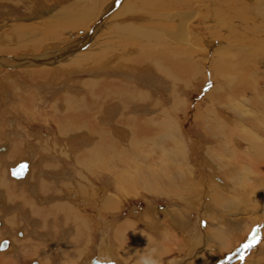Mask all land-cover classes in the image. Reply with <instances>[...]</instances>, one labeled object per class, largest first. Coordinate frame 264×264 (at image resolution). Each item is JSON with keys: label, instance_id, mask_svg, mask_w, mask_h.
<instances>
[{"label": "bare ground", "instance_id": "bare-ground-1", "mask_svg": "<svg viewBox=\"0 0 264 264\" xmlns=\"http://www.w3.org/2000/svg\"><path fill=\"white\" fill-rule=\"evenodd\" d=\"M32 1L31 0L30 1L29 0H0V6L4 4L5 7L6 6H8V7L10 6L13 8L14 7H17V8L18 7H20V8L25 7V9H22V10L24 11V13H27V19L29 18L31 21H32V19H39L41 22H39V20H38V22L41 25V28H39L38 32L35 31L36 33L32 32V30L26 29V28H24L23 30L26 29V30L31 31V33H29V37H34V36H37V34H40V36L43 35V36L47 37L48 39H52V38H64L67 31L75 29L77 27H86V26H88L89 22L93 19L95 22L98 21V19H99V22H101L103 19L102 16H105L106 12L109 13V11L112 10V7L119 5V3L122 0H114L113 3L110 5V7H107V9L103 8V9H101L100 12H97V8L99 6V2H98L99 0H97V2H95L93 0H85V1L81 0L82 3L78 2V3H81L80 4L81 8L78 7L79 9H77V10L75 8H73L74 6L72 7V4L69 5L70 7L66 6V7L59 8V9H57L56 6H53L56 9L55 8L54 9L53 8H47V7H52V6H46V8H41V6H40V8H39L38 7L39 5L35 2L33 3ZM141 1L144 2L143 5L147 4L146 2H148V4H149V2L150 3L154 2L153 0H150V1L149 0H144V1L143 0H127L126 1L125 0L122 3V4L125 3V5L123 7V13L126 10L125 8H132L135 6H140L138 4V2H141ZM83 4H85V5H83ZM158 6H161V7H158L161 9L163 7V13H162L163 14V23H162L163 24V33L165 35H167L168 39L165 40V39L158 38L156 36L155 39L152 37L150 40L151 42H148V44L149 45L152 44V47L159 46L158 48H160V50L159 51L157 50L158 52H153V56H155L157 61L160 58H163L168 64L167 63H163V65L158 64L159 67H157V68L155 67L156 72H158V71L163 72V70L164 71L173 70L175 72L177 71L178 74H182V73L183 74L184 73L190 74L193 71L195 72L196 70H198V68L200 69V67H203V59H199L198 56H196L194 54V52H196L195 50L203 51L205 53V57L206 56H208V57L213 56L211 62L213 64L215 62H216V64L218 63L219 68L222 66H225V68H226V66H228V69H231V67L233 68L235 59L239 57V59L236 61V67L238 69L241 68L239 70H242V74L244 76L247 75V77L245 78V82L243 84L241 82H239L237 84L240 88L242 87L243 89H239V87H237V86H236V88L239 90H236L235 87L230 88V86L233 85V82H231L232 80L230 81V79H228L226 77V73H225V75H224V73H221L219 71H217V73H216L215 70H217V68H218L217 67L214 69V72L212 70L213 76L217 81V83L214 86V89L212 91V95H214V94L219 95L223 99V98L227 97L226 95H228L229 91H231V90H234L235 93L247 90L246 92H248V93L245 97V99L247 101L243 104V109L245 111H247L251 107H258V111H257L258 115L256 117L250 116L248 119L252 120V122L257 124V125H261V123L257 122L256 120H260L259 118L262 116L263 117V123H264V88L259 89V87H258L261 80L264 82V0H163V2H161ZM36 7H38V9H36ZM188 7H192V9H186ZM151 9H153V7ZM95 11H96V13H95ZM103 12H105V13L103 14ZM161 12L162 11H160V13ZM123 13H122V15H123ZM120 14L121 13L115 14V12H114V17L117 15L120 16ZM147 14L149 15L148 17L151 18V21L156 19L155 17L153 18L151 16V13H147ZM100 16H101V18H100ZM160 16L161 15H159V17ZM198 16L199 17L203 16L204 18L208 17L209 18L208 21H212V23H213V25L210 24V26H208V27H210L209 30L210 31L215 30L216 33L218 34V35H215L216 38H213L211 41L205 39L206 45H204V46L201 44V40L203 38L202 39L199 38V36L202 33L197 32L194 35L193 34L194 32L191 31L193 29L192 24H193L195 18ZM108 17H111V15L110 16L108 15ZM30 20H28V21H30ZM155 22H153V23H155ZM94 23H93V25H94ZM104 23L105 22H101V24H98L96 26L101 28V27H103ZM118 24H120V23H118ZM16 25H18V24H16ZM19 25H20V23H19ZM29 25L30 24H28V26ZM125 25H126V23H125ZM138 25H133V26H131L130 24L127 25V28H128L127 34L124 33L125 35L123 34L124 36H120L119 38H122V39L124 38L126 40L132 39V40L138 41L140 35L147 34L145 32H142L138 28L141 26H138ZM144 25H146V24H144ZM144 25H143V29L145 28ZM202 25H205V24H202ZM36 26L39 27V25H36ZM24 27H26V24ZM31 29H32V27H31ZM90 29H91V27H90ZM116 29L122 30V27L117 25ZM15 30H13V31H15ZM11 31L12 30H10L9 32H11ZM33 31H34V29H33ZM151 32H149V33H151ZM18 33H20V32H17L14 34L18 35ZM221 33L223 35H226L225 36L226 39L223 38L224 36L221 37L222 36ZM6 34H8V33H6ZM118 34H119V32H118ZM2 35L0 34V37ZM18 36L19 37L14 36L15 39H18L19 41H20V39H23V38H21L20 35H18ZM27 36H28V34H27ZM104 36H105V34H104ZM191 36H192V38H196V40H195L196 42H194L192 40ZM23 37H25V36H23ZM234 37H238V39H231ZM109 38H111V37H109ZM10 39H12V38H9V40ZM66 39H67V37H66ZM102 40H104V39H102ZM105 40H106V36H105ZM123 40H121V41H123ZM217 40H219V41H217ZM221 41H223L224 44ZM216 42L218 44L217 46H215ZM219 42H220V44H219ZM2 43H4V42H2ZM99 45H101V44H99ZM56 46H59V45L57 44ZM62 49H63V47H62ZM76 49H78V48H76ZM103 54L104 53L101 52L100 55H98V54H96V55H97V57L101 58L103 56ZM105 54H107V53H105ZM51 55H52V52H51ZM78 56L79 55H76L75 59L73 58V60L78 61V59H79ZM94 56H93V53L85 54V56H83V59H79L81 61L78 64H81V62H83V64H86L88 61L93 60ZM126 56H128V55H126ZM97 57H95V58L97 59ZM54 58L56 59L55 56H54ZM80 58H82V57H80ZM15 59H16L15 64L17 65L16 67L20 68V71L16 70L17 72H19L17 75H20V73L22 72L24 74V76H26V79H24L25 77H23L22 74L21 75L23 78H21V79L26 81V82H32L34 77L29 78L30 75H32V73L36 69H37L36 71H38L39 68H43V67L44 68H47L49 66L54 67V69L48 70V72L46 71L47 73L50 72L52 74L51 79L49 80L50 82H53L54 79H59L58 74H61L63 72H66L65 75H69L70 78H71L72 73H77V70H72V69H70V70L63 69L62 70V69H60L61 67H59V69H57L59 71H57L55 68V65H54L55 61L47 62V59H45L44 56L43 57H35V59H31V60L24 58L23 60L20 59L19 62L17 61L18 60L17 58H15ZM106 59H108V57H106ZM194 59H195V61H194ZM42 61H43V63H42ZM141 63H139L140 64L139 66H141ZM157 63H159V61ZM105 64H107V63H104L102 65L103 67L99 66L101 68V69H99L101 71L100 75L96 74L98 71L97 70L95 72L96 76L91 78V80H87V81H89V83H86V82L82 83V81H81L80 84H84L85 88L83 86H79L77 83L79 88L80 87L84 88L83 93H90V94H86L84 96H78V93H79L78 92V93H76V95L75 94L71 95V92H67L68 91V89H67L65 91L66 95H67V100H57L58 102L65 101V102H67V105H69L68 102L74 100L73 95L78 96L80 98L82 97L80 100L76 101L79 103L77 109L78 110L80 109L79 110L80 112H79V115H77L75 119L78 120L79 124H73L72 122H69L70 120L63 122L64 124H61V126H59V128H58L60 131V134H61L59 137L60 139L58 141L61 142V140L64 139V141H66L64 143L68 144V146H69L71 144L70 140H74V138L77 136L80 137L81 134H88V135L90 134L92 139L96 141V145H95L94 149H87L86 148L84 150V156L88 155L87 154L88 150L92 151L91 154L93 156L91 155V160H92L91 165H86V161L82 160L83 157L82 158L76 157L74 159L75 156L74 157L72 155H70L72 157L68 156L69 157L68 160H70L69 162H71V163L76 162V164L73 165V167H76V168L81 167L82 168V171L78 174L79 179H82V182L80 183L82 185V187L80 185V189L77 188L78 181L75 183H70V184H71V186H73V189L75 188L74 191L79 192V193H77L78 196H77V194H74V197L75 198L77 197L76 203L80 202V201H82V203H83L84 200L81 196H86V194H89L92 190L91 187H89V186H93L94 181L101 179V174H102L101 172L102 171H104V170L107 171L108 174L110 175V177H107L108 178L107 182L103 184L104 190L100 191V193L98 194L97 197H95L94 192H91L90 196L94 199L95 203H101V206L104 205V206L108 207L109 209H112L115 206V200L117 199V196H118V194H117L118 189H120V186H118V187H114V191L110 190L112 187L111 182L115 181L116 183H119L117 177H118V175H120V170L114 165L116 159L119 158V159H124L125 161H128L131 158V157H129V152L132 153L134 151V147H133L134 145H132L133 144L132 137L134 135H139V134L140 135L142 134L144 136L146 133H148L151 130V128L149 129L148 127H146V124L149 122V120H154V122H156V119H155L156 117H154V116H152L154 118L148 117L147 115L140 116L142 113H140L138 115L136 113L138 109H136V108L139 107V109H142V108L148 107V108H146L147 110H150V111L153 110V112H154V109H155V112L158 111L157 114H159V112H160V114L162 113V115H163V108H162V106L159 105V103L157 104V102L154 100V97L151 96L152 94H150V92H144V91H142V89H140V88L137 89L136 87L131 92L125 91V90H129V88L124 87L125 83H121L119 79H116V76L112 75L113 73L111 74L112 76L106 75V72H105V74H102L103 73L102 71H108L109 69H112L111 72L120 70V69H117L118 68L117 64L114 65L115 67H109L108 65H106L104 67ZM119 64L120 63H118V65ZM154 64L155 63L151 64L150 62L144 63V61H143L142 66L145 70H148V68L150 69L152 66L154 67ZM243 64H245V67H243ZM88 66H90V64ZM16 67H14V68H16ZM50 67H49V69H50ZM153 67H152V69H153ZM98 68H96V69H98ZM119 68H120V66H119ZM85 69L88 70L86 68V66H85ZM157 69H159V70H157ZM254 69L257 70V73L259 75L258 78H256V77L254 78V76L248 77V75H251V73H253L252 70H254ZM45 70H47V69H45ZM40 71L41 72H39V77H41L40 74L41 75L44 74L43 69ZM236 71L238 72L237 69H236ZM123 73H125V72H123ZM158 73H160V72H158ZM160 74H162V73H160ZM42 77H44V75ZM218 79H220V80H218ZM241 79L243 80V77ZM241 79H240V81H242ZM8 80H9V77L7 76V79H5L3 81L4 86H3L2 91L4 93H2V92L0 93V100L2 101V103H4V102L6 103L7 100H9V102H12L13 104L16 103V105H18L19 104L18 99H17V101L13 102L12 101L13 99L11 100L10 97H8L9 87L6 85V82ZM61 80L62 79H60L58 82L62 83ZM236 81H237V79H236ZM240 83H241V85H240ZM74 84L75 83H72L73 86H69V87L72 89L73 87L76 86ZM126 84H128V86L132 85L130 83H126ZM0 86H1V84H0ZM54 86H51V87L57 88V84ZM48 92L50 94V92H53V90L48 91ZM88 95H92V97L91 96L88 97ZM17 98H19V97H17ZM77 99H79V98H77ZM20 100L21 99L19 98V101ZM221 105L223 106V104H221ZM18 106L20 107L21 104H19ZM217 106H220V105L217 104ZM217 106H216V103L210 102L209 105L207 106V108L205 109V111L201 112V114H198V117H200L201 121L203 122L202 124H203L204 131L207 134H209V136H211L209 138L211 139V141H213V145H215V146L211 147L210 146L211 144L209 145L207 142V145L206 146H203V145L200 146V151L199 150L198 151L201 152V154H202L201 156H203V158H205V164H204L205 166L204 167H206V172L210 169V172L213 174L212 175L213 176L212 181L215 183L214 185H215L216 189H214L215 187L213 186L214 187L213 188L210 184L207 185L205 180L203 181V179H200L197 176H195V170L196 169L190 160L191 157H190V154L188 152L189 145L186 143L185 140L182 139L179 132L177 131V128L173 124V121H171V120L165 123L167 125V126H164L165 129H163V123H162L159 125L160 128H157L158 129L157 131H156V129L152 130L154 134H158V133L160 134L159 135L160 139L156 138V141H155V139L152 141L155 144V147L152 150H150V154L156 153L157 151H159V149L162 150L163 157L159 158V162L157 163V165L159 167L155 165V167L150 169L149 173L146 174V179L144 182H140L138 180V178L135 179V183L133 182V179H132V181H125L124 182L125 184H128L132 189H134V187L136 188L137 184H138V185H142V187L146 188V190H148L152 193L155 192L158 194L167 195L169 197H177L178 194L180 193L181 195L178 196L179 199L181 198L182 200H184L183 202L186 201V204H188V205L190 204L189 206H190L191 210L194 209V211H196L197 214L195 216L197 218V222H195L194 220L192 221V219L190 217H188L190 213H186V214H188V216H186L184 219H181V220L177 219L175 216L176 207L170 208V207L164 206L162 208H159V207L157 208L155 205L150 206L149 208H146V210L143 209L144 211L139 212L137 217L135 216V213L133 211H130L126 214L125 218L120 219V215H122L123 210L121 213L117 214V216L114 218L113 217L107 218L108 216L106 218H101L100 215H97V218H98L97 222L98 223H94V227L98 228L100 235L102 234L101 248L98 249L99 250L98 253L96 252L97 255H93L87 261L88 262L87 264H92L93 258H96L101 263L102 262H105V263L111 262L112 264H121V260L118 256L119 253L116 251L113 244H111L112 243L111 239L113 236L116 238V240H117L116 242L119 241L120 246L125 247V249H127V251L132 250V249L136 250V249H138V247L146 248L145 247L146 245H148V247H150L149 244L150 243L152 244V241H149V240L153 236H154V239H156L155 237H158L157 239L159 240V242H157L158 240L157 241L155 240L156 243L154 245V250L158 249L160 245L161 246L163 245V248L165 247V249H167L168 251H170V249L173 248V246L171 247V245H175V246L178 245L179 246V244H182V246H181V248H182L183 247V241L186 242L187 236H191V238H193V242L189 241L190 242L189 249H187L185 252L177 253V255L172 256V258H170V259L169 258L166 259V261L164 259H162L161 257L159 258L158 255H155L152 257L150 256V259L152 258V260H155L157 262V264H160V262H162V260H163V262L161 264H164V262H165V264H189L191 262V260H193L192 262H194V264L195 263H197V264H213V263H216V261H218V260L215 261V259L217 257L222 258V257L228 255L230 252H232V250L234 252V250L239 248L240 242L244 241V239H245L244 237H242V235L245 231H241V229H243V227H244L243 224L246 223V220H247L246 215H247V212L249 210H247V209L246 210L245 209L239 210L238 213L242 215L239 219H230L229 218V219H226L223 221H222V218L220 217V213H221V208H222L221 206H224L225 210L231 209V208H232V210H234V208L240 209V199L237 196H234L233 193L238 192L242 189L240 184H242V181L245 179L246 173L242 172V168L240 167L242 164L240 161L236 160L233 163L231 161L222 160L223 157L221 155V152L224 155H227V157H230L233 159V157L237 151L236 145L239 146L240 144L237 140H235V138L232 135H230V137H228L226 139V133H227L228 126L225 124H221L219 121H217V119H218V114L216 111ZM227 106L231 107L232 104L228 103ZM121 108L123 110H122V112L120 111V113H119V109H121ZM231 109L234 111V116H233L232 120H228L230 124H235L237 119H240V121H244V119H245L244 112L245 111H238V110L236 111L233 108H231ZM149 115H151V114H149ZM15 117H16V115H15ZM15 117L11 116L9 118H15ZM133 124H135V127H134L135 131L132 127ZM73 131H75V135L70 134ZM162 131H166L168 133L162 134ZM41 132L38 131V134L41 135ZM67 134H70V135H67ZM79 137H77V138H79ZM56 138H58V136ZM128 138L131 139V142H129ZM163 138L169 139L168 141H170L172 143L171 146L165 145V143L163 142ZM39 139H42V138H39ZM124 139H128V142H125ZM215 140H217V141H215ZM238 140H240V138ZM240 141H242V140H240ZM36 146L41 147V145H38V144H36ZM69 147L71 148V146H69ZM109 148H112L111 152L114 154L113 157H106L104 151H102V150L109 149ZM121 149H123V150H121ZM252 149L255 152V154L259 157L258 163L261 166L260 170H262V171H260V176L262 174L264 175V141L259 139L258 137H254L252 139ZM5 150H6V146H3V144H1L0 145V154L1 155L7 154V152L3 153ZM215 150H219L218 155H217V152H214ZM51 151H52V154L54 152L57 153V145H54L52 147ZM126 153H128V154L125 155ZM211 156H212V158H211ZM217 156H220V157L217 158ZM101 158H104V159H101ZM64 161H65V158L60 160V162L63 164H64ZM161 162H163V164H161ZM17 163L18 162H16V164ZM59 164H57V165H59ZM67 165L70 166L69 167L70 169L72 168L70 164H67ZM170 165H174V167H170ZM46 166L47 165H45V167ZM120 166H123V164H120ZM40 169L42 170V168H40ZM60 169L62 171H59V169H58V172H55V173L51 172V171L45 172L46 177L43 176L45 178L42 179V181L37 179L36 181H34L29 186V189H30L29 194L33 190V192L35 194V198L33 197L32 192H31L32 197H30V198L26 197L25 195H27V193L24 192V189L21 190L22 196L19 198L20 194L18 196V194L16 192L17 187H14L12 184V182H14V181L9 180L7 182H5V181L2 182V180H0V190H2V188H4V189L7 188L9 191H13L14 192L13 199L17 200V201L15 200L17 202V204L13 205L12 203H15V201L10 199L9 197L5 198V195H2L0 193V206L4 208V209H2L3 213L7 209H8V211L15 210L18 213H22L23 212L22 210L24 209V211H27L25 216L35 217L38 215L39 216V218H37V220L39 221L38 223H41V221H43V220H49L46 223H50L51 222L50 219L52 218V216L58 215L57 214L58 212H60V213L64 212L66 220L71 221V223H73L76 227L79 226L78 229H81V227L86 228L85 223H83V221H81L82 218L75 215L77 211L75 210L73 205H71L67 202H63V201H61V199H59L60 202H55V203H57L56 205L52 204V202H53L52 201V202H50L52 204L50 206L48 205L49 203L47 204L46 207L39 206V205H42L41 203L47 202V201H45L47 199V196H50L53 194L56 195L57 193L58 194L61 193L63 197L66 196L64 191H62L64 189L62 188L61 185H58V183H56L55 179L58 178V180L61 181V179L63 177L64 178L67 177L71 180H74L73 176L76 175L75 173H77V172H75V173L69 172L66 167L60 168ZM66 169H67V171H66ZM230 169H232L235 172H231ZM217 170H221V172L224 174L225 178L220 179L219 177H217V176H219L216 174ZM42 171L40 172V174L44 175L43 174L44 171L43 172ZM134 171L137 174H143L139 169L134 168ZM255 171L259 177V173H258L256 168H255ZM30 173L31 172L29 171V168H28L27 173H26L24 178H16L12 175L11 176L16 178V179H22L24 181H28L30 179V176H31ZM10 174H11V172H10ZM46 178H48V179L46 180ZM84 178H86V179H84ZM121 178L122 179L128 178L127 174L121 173ZM216 181L219 183H216ZM61 183L63 185L65 184V186L69 185L68 180L66 182L62 181ZM90 183H91V185H90ZM16 184H21V183H16ZM38 184H40L41 187H39ZM27 185H29V184L27 183ZM172 185L177 186L175 188L176 195H174V190L172 189V191H171V189L169 188ZM116 188H117V190H116ZM76 189H78V190H76ZM263 191H264V189H263ZM263 191L256 193L253 196V199H255L256 197H258V198L262 197L263 196L262 194L264 193ZM155 193H154V195H155ZM72 194H73V192H72ZM54 195L52 196L53 198H54ZM136 195H138V194H136ZM23 197H24V199H23ZM49 199H50V197H49ZM67 200H71V199L69 198ZM226 203H228L227 206H226ZM253 204L255 205L256 203H253ZM210 205L211 206L216 205L219 209L215 210V207H214L211 210ZM179 206H177V207H179ZM197 206H199L200 208H197ZM55 208H57L58 212L55 210L53 212H51ZM100 208L101 207H96V210H98ZM178 209H180V207ZM261 209H262V207L260 208V210ZM260 212L264 213V207H263L262 211H260ZM158 214L160 215L159 217H157ZM204 215H206L208 217V219L211 218V220H210L211 223H209V225H207V227L205 228L207 230V232H206L207 234H202L204 231H203V229H201V226L199 225V223H200L199 220L202 219L200 216L204 217ZM62 216H64V214L60 216V218L64 219V217H62ZM260 216H261V214H260ZM263 217H264V215H263ZM218 219H220V220H218ZM2 220L0 218V233H3V234L7 233V234L5 235V237L3 236L4 237L3 239L1 237L0 244L3 240H6L7 245L5 247L7 249H4L1 252H4V253L8 254L9 256L12 254L13 257L16 258V259H14V258H12V256L11 257L8 256V258H6V257L2 256V259L6 260V261L8 259V262H10L12 260H14V261L18 260V262H19L20 260H22L23 263H26L29 259L28 257L30 255H32V253L36 252L37 248L39 247L38 245L41 244L39 241L40 239H37V238L42 236L40 234V233H42V227H38V228L35 227L34 229L32 227V229H31L26 225L27 228H25V229L23 228L22 230H17V232H18L17 233V240L21 241V242H20V245L18 247H16L13 240L10 238V234L12 233V231L14 229L13 228L14 224L12 223L14 221H12L10 223V222H5V220L4 221H2ZM3 222H5V223H3ZM262 223H264L263 220L259 222V224L263 225ZM116 226H119L120 228L115 229ZM172 226L176 227V231H177L174 233V236H173L175 240L173 238H171V240L172 239L174 240V243H171V244L168 243L167 244V242L164 241L163 239H160V237H163L164 234L168 235L167 232L169 233L170 229L171 230L173 229V228H171ZM251 226H253V225H251ZM227 230H229L228 233L229 232H230V234L233 233V235L235 233L240 232L237 236H241V237H240V239H238V241L236 240L237 241L236 244L233 243L232 247H228L226 249L225 248L226 244H224L223 235H225V236L228 235L226 233ZM111 231H113L112 232L113 235H112ZM147 232L151 235L147 234ZM241 232H242V235H241ZM50 234H51V232H50ZM171 235H173V234H171ZM200 235L203 237L204 236L205 237L211 236L212 238L218 236V241L216 242V244L218 245V247H221V250L219 251V253L215 255L212 252L209 253V250L207 248L203 249L205 247L202 245H199L197 242L200 238ZM169 236H170V233H169ZM262 236H264V234ZM43 237H45L48 240V242L46 241L47 243H45L47 245H43V246H45L44 250L49 249V251H47L45 255H47L49 253V255H50L49 259H48L49 263L53 264L54 260H53L52 253L55 252L61 244H59L57 242L54 235L43 234ZM65 238H66V234L64 233L62 235L61 239L67 240V238L66 239ZM86 240H87V238L85 239V241ZM138 240L140 242H142L141 243L142 245H140ZM74 242L75 241H73V244H74ZM203 242H205V241H203ZM206 242H207V239H206ZM8 243H9V245H8ZM143 243L145 244V246L143 245ZM263 243L260 244L258 247L256 246L257 249L262 251ZM49 245L51 248H49ZM32 248H35V249H32ZM30 249L36 250V251L31 252ZM228 249H230L229 252H228ZM205 253H207V256H208L207 259H206ZM119 255H121V257H122L121 253ZM160 255H161V253H160ZM249 255H251V254L249 253ZM243 257H245V255ZM227 259H229V260L226 261L227 263H225V264H232L235 262V260L237 258L236 259H230V256H228ZM249 259L251 260V258H246L245 259L246 262H248ZM35 261H38V264H45L44 259L39 260L37 258L31 259L30 264H33V262H35ZM241 261H244V260H241ZM250 262H252V261H250ZM257 262H261V261H256L255 263L258 264ZM218 264H220V263L218 262ZM236 264H239V263H236Z\"/></svg>", "mask_w": 264, "mask_h": 264}, {"label": "rangeland", "instance_id": "rangeland-1", "mask_svg": "<svg viewBox=\"0 0 264 264\" xmlns=\"http://www.w3.org/2000/svg\"><path fill=\"white\" fill-rule=\"evenodd\" d=\"M82 1L81 0H33L32 2L37 3L39 5L38 6L39 8H40V6H41V8H46V6H52V7H47V8H53V9L55 8L53 6H56V8L59 9V8H63V7H66V6H69L72 4V7L74 6L73 8H75L77 10V9H79L78 7H80V4L82 3ZM93 1L97 2V0H93ZM113 1L114 0H99L98 1L99 6L97 8V12H100L101 9H103V8L107 9V7H110V5L113 3ZM124 1L125 0H122L119 3V5L112 7V10L109 11V13L106 12L105 16H102L105 13V12H103V14L101 15L103 18L101 22L106 23V24L104 23L103 27H101V28L97 27L96 25L101 24V22H99V19H98V21L95 22L93 19L89 22L88 26H86L87 28L86 27H77L75 29L67 31L64 38H52V39H48L47 37H45L43 35L40 36V34H37V36H34V37H29V33H31L30 30H32V32H35V31L38 32L39 28H41V25L39 24V22H41V21L39 19H32V21L29 18L27 19V13H24V11L22 10V9H25V7H23V8H20V7H18V8L14 7L13 8L10 6L5 7L4 4L0 6V34L1 35L5 34L4 36L2 35L0 37V39H1L0 40V84H1L0 93L1 92L4 93L2 91L3 86H4L3 81L5 79H7V76H8L9 80L6 82V85L9 87L8 97H10L11 100L13 99L12 100L13 102L17 101V99H18V103L21 104V106L19 107L18 106L19 104L18 105H16V103L13 104L12 102H9V100H7L8 103L7 102L2 103V101L0 100V116H1L0 117V145L3 144V146H6V150L3 153H5V152L9 153L10 146L12 144V140H14V142L16 144V148H12V150H13L12 154L9 155L10 162H7L6 159H3V161H2V164L5 167L8 166V172H9L10 179H11L10 181H14V183H25L24 180L16 179V178L11 176L10 168L15 166V164H16V163H12L13 164L12 165L11 162H13V161H16V160H18L16 162L27 161L28 168H29L30 172H31V169L33 170V172L38 170L37 164H39V167L42 168V170L44 171V173H43L44 175H41L40 172L42 170L41 169H40V171L38 170V174L41 175L38 179L40 181H42V179H44L46 177L45 172H49V171L54 172V173L58 172L57 169L54 170L55 169L54 166L51 168V170L45 171V169H46L45 165H48L47 162L51 161L55 165H57V164L61 163L60 162L61 159L65 158V161H64L65 167H70L67 165V164H70V162H69L70 160H68L67 154L69 156L71 155V152L69 151L70 150L69 146H71L72 144H74V143L80 144L81 143L82 145H84V140L86 139L87 144H88L87 149H94L95 148L96 141L92 139L90 134L89 135L88 134H81L80 137L77 136L79 138L75 137L74 140H70L71 144L69 146H68V144L64 143V142H66V141H64V139L61 140V142L58 141L60 139L59 137L61 135L58 128H59V126H61V124H64L63 122L69 121V120H70L69 122H72L73 124H79L78 120L75 119L76 116L79 115V112H80L79 111L80 109L79 110L77 109L79 103L76 101L80 100L82 98V97L80 98L78 96H84L86 94H90V93H83L85 85L80 84L81 81H82V83H84V82L89 83V81H87V80H91V78L95 77L96 74L100 75L101 71L99 69H101L100 67L104 63H107L104 65V67L106 65H108L109 67H115L114 65L117 64V66H118L117 69H120L119 71L111 72L112 69H109L108 71H102L103 72L102 74H105V72H106V75H108V76H112V75L116 76V79H119L121 83H125L124 87L129 88V90H125V91L131 92L136 87L137 89L138 88L142 89V91H144V92H150V94H152L151 96L154 97V100L157 102V104L159 103V105L162 106L163 115H162V113L160 114V112H159V114H157L158 111L155 112V109H154V112H153V110L152 111L147 110L146 108H148V107L142 108V109H139V107L136 108V109H138L136 112L138 115L140 113H142L140 116H143V115H147L148 117L154 116V117H156L155 118L156 122H154V120H149V122L147 124L145 123L146 127H148L149 129L151 128V130L148 133H146L144 136L142 134L141 135L139 134V135H134L132 137V139H133L132 145H134L133 146L134 151L132 153L129 152V157H131L130 158L131 160L129 159L128 161H125L124 159L117 158L115 163H114V165L120 170V175H118V177H117L118 181L120 183V184L118 183V186H120V189H118V192H117L118 196H117V199L115 200L116 202L119 201L118 208H120V210L118 212L115 211L117 209L116 203H115L116 207L115 206L113 207L114 210H113V208L109 209L108 207H106L104 205L101 206V203H95L94 199L90 196V193L94 192L95 197H97L101 190H100V188L94 189L93 188L94 185H96L97 182L104 184L108 180L107 177H110L108 172L105 170L102 172L100 171L102 173L101 179L94 181V184L91 187V189H92L91 192L89 194H86V196H81L84 200L83 203H80L82 201L77 202V206H76L75 204H73L74 202L76 203V201H75L76 199L75 200L74 199L73 200H67L69 198L66 196H64L63 200H61L63 202H67V203L73 205V207L77 211L75 215H77L78 217H81L82 218L81 221H83V223H85V225H86V228L78 229L73 224L75 226L76 233L78 234V237L79 236H80L79 238L82 237L83 240H85L86 238L88 239L89 237L92 238L90 244L86 243L85 247L82 248V250H83L82 251V256H83V259H82L83 263L82 264H87L88 263L87 261L92 257V255L95 254L96 252H99L98 249L101 248L102 234L100 235L98 228L94 227V223H98L96 221V218H95V216L97 217V215H100L101 218H106L107 216H108L107 218H110V217L114 218L117 216V214L121 213L123 210L122 216H126V214L128 212L133 211L135 213V216L137 217L139 212H141V211L143 212L144 210H146V208H149L150 206L155 205L157 208L159 206H161L159 208H162L164 206L170 207V208L176 207L175 216L177 219H179V220L184 219L186 216H188V214H186V213H190L188 217H190L192 219V221L194 220L195 222H197V218L195 216L197 214L196 211H194V209L191 210V208L189 206L190 204L189 205L186 204V201L183 202L184 200H182L181 198L179 199L178 196L181 195L180 193L178 194L177 197H169L167 195H162V194H158L155 192L152 193V192L146 190V188L142 187V185H138V184H137L136 188L134 187V189H132L128 184H125L124 182L125 181H132V179H133V182L135 183V179H137V178L140 182H144L146 179V174L149 173L150 169L155 167V165L158 166L157 163L159 162V158L163 157V152L161 149H159V151H157L156 153L150 154V150H152L155 147V144L152 141L154 139L156 141V138L160 139V137H159L160 134L159 133L154 134L152 130L156 129V131H157L158 130L157 128H160L159 125L162 123H163V129H165L164 126H167L165 123L171 120V121H173V124L177 128V131L179 132L182 139L185 140L186 143L189 145L188 152H189L190 157H191L190 160L196 169L195 170V176H197L200 179H203V181L205 180L207 185L210 184L212 187L213 186L215 187V185H214L215 183L212 181V179H213L212 175L213 174L210 172L209 168H208L209 170L206 172V167H204L205 166L204 165L205 164V158H203V156H201L202 155L201 152H199L200 146H202V145L206 146L207 142L209 145L211 144L210 145L211 147L215 146V145H213V141H211V139L209 138L211 136H209V134H207L204 131L203 124H202L203 122L201 121L200 117H198V114H201V112H204L210 102L216 103V106H217V104L220 105V106H217V110H216L217 114H218L217 121H219L221 124H225L228 126L227 133H226V139L228 137H230V135H232L235 138V140H237L240 144L239 146L236 145L237 151H236L233 159L230 157H227V155H224L221 152V155L223 157L222 160L231 161L233 163L236 160L240 161L242 164L240 166L242 168V172L246 173L245 179L242 181V184H240L242 189L238 192L233 193L234 196H237L240 199V209L234 208V210H232V208H231V209H227L228 210L227 211V210H225L224 206H221L222 208H221L220 217L222 218V221L229 219V218L230 219H239L242 216L241 214L238 213L239 210H242V209L249 210L247 212V215H246L247 216L246 223L243 224L244 227H243V229H241V231H245L243 233V235L241 232L242 237H244L245 239H244V241L240 242V245H239L240 249L238 248V249L234 250V252L235 251L240 252V250L243 251V248H245V250L241 255L236 254V252L234 253L232 250V252H230V259H236V258L238 259V260L236 259L237 261L235 260V262L232 264H236V263H239V264H253L254 263V264H256L255 263L256 261L262 262V263L257 262L258 264H264V243H263L264 242V236H262L264 234V231H263L264 230V223H262L263 225L259 224V222L262 220L264 222V217H263L264 213L260 212V211H262V209L264 207V193L262 194L263 195L262 197H259V198L256 197L255 199H253V196L256 193L262 192L264 189V175L262 174L260 176V171H262V170H260L261 166L258 163L259 157L255 154V152L252 149V139L254 137H258L259 139L264 141V139H263L264 138V123H263V117L262 116L259 118L260 120H256L257 122L261 123V125H257L255 123H253L252 120L248 119L250 116L256 117L258 115V112H257L258 107H251L247 111H245L243 109V104L247 101L245 99V97L248 93V92H246L247 90L240 91L237 93H235L234 90H231V91H229L228 95H226L227 97L223 98V99L219 95H216V94L212 95V91L214 89V86L217 83L216 79L213 76V72H214V69L218 67V63L216 64V62H215L213 64L211 62L213 56H209V57L206 56L205 57V53L203 51L195 50L196 52H194V54L196 56H198L199 59H203V67H200V69L198 68V70H196L195 72L193 71L190 74H187V73L178 74L177 71L175 72L173 70H171V71L170 70L169 71L163 70V72L158 71L162 74L156 72L155 67L156 68L159 67L158 64L163 65V63H167V62L163 58H160L158 60L159 63H157L158 61L156 60L155 56H153V52H158L160 50V48H158L159 46L152 47V44L149 45L148 42H151L150 41L151 38L153 37L155 39L156 36L158 38H161V39H165V40L168 39L167 35H165L163 33V24H162L163 23V14H162L163 13V7H162V9L158 8V7H161L158 5L161 2H163V0H153L154 2L153 3L149 2V4H148V2L145 1L147 3L145 5H143L144 2L141 1V2H138V4L141 7L135 6L132 8H125L126 10L123 13V7H124L125 3L124 4H122V3ZM78 2H81V3H78ZM83 5H85V4H83ZM38 7H36V9H38ZM152 7H153V9H151ZM186 9H192V7H188ZM160 11H162V12L160 13ZM114 12H115V14L116 13H121V14H120V16L117 15L114 17ZM95 13H96V11H95ZM122 13H123V15H122ZM147 13H151V16L153 18L155 17L157 20L155 19V20L151 21V18L148 17L149 15ZM108 15L109 16L111 15V17H108ZM159 15H161V16L159 17ZM101 16H100V18H101ZM28 20H30V21H28ZM38 20H39V22H38ZM208 20H209L208 17L204 18L203 16H200V17L198 16L195 18V20L192 24L193 29L191 31L194 32L193 33L194 35L197 32L202 33V34L204 33L203 35L201 34L199 36L200 39L203 38L201 40V44L203 46L206 45L205 44L206 40L211 41L213 38H216L215 35H218L215 30H213V31L209 30L210 27H208V26H210V24L213 25V23H212V21H208ZM18 22L20 23V25ZM153 22H155L156 24ZM93 23H94V25H93ZM118 23H120V24H118ZM125 23H126V25H125ZM131 23L133 25L139 24L138 26H141V27H138V28L142 32H145L147 34L140 35L138 41H135L132 39L126 40L124 38H123L124 39L123 40L122 38H119L120 36H124L125 34H127V32H128L127 25L130 24L131 26H133ZM16 24H18V25H16ZM25 24H26V27H24ZM28 24H30L31 26L30 25L28 26ZM144 24H146V25H144ZM202 24H205V25H202ZM36 25H39V27H37ZM117 25L122 27V30L116 29ZM143 25L145 27L144 29H143ZM31 27H32V29H31ZM90 27H91V29H90ZM24 28L30 29V30H26V29L23 30ZM33 29H34V31H33ZM10 30H12V31L9 32ZM13 30H15V31H13ZM17 32H20V33H18V35H20L21 38H23V39H20V41L18 39H15V37H14V36L19 37L17 34H14ZM118 32H119V34H118ZM149 32H151V33H149ZM6 33H8V34H6ZM27 34H28V36H27ZM104 34L106 36V40H105ZM23 36H25V37H23ZM225 36L226 35L222 34L221 37L226 39ZM66 37H67V39H66ZM109 37H111V38H109ZM9 38H12V39L9 40ZM191 38H192V36H191ZM102 39H104V40H102ZM231 39H238V37H234ZM121 40H123V41H121ZM192 40L194 42H196L195 41L196 38H192ZM217 41H219V40H217ZM2 42H4V43H2ZM221 42L223 43V41H221ZM98 43L101 45H99ZM57 44L59 46H56ZM219 44H220V42H219ZM217 45L218 44L216 42L215 46H217ZM62 47H63V49H62ZM76 48H78V49H76ZM51 52H52V55H51ZM101 52L104 53L103 56L101 55L102 56L101 58L97 57L96 54L100 55ZM90 53H93V56L95 55L93 57V60H91L92 62L88 61L86 63L87 65L83 64V62H81V64H78L81 61L79 59H83V56H85V54H90ZM105 53H107V54H105ZM76 55H79L78 61L73 60V58L75 59ZM126 55H128V56H126ZM43 56L45 59H47V62L55 61L54 65H55L56 70L59 69V67H61L60 69H62V70L63 69L77 70V73H72L71 78H70L69 75H65L66 72H63L61 74H58L59 79H54L53 82L49 81L51 79L52 74L50 72L47 73L48 70L54 69V67H52V66L51 67L49 66L50 69H49V67L39 68L38 71H36L37 70L36 69L35 70L36 72L34 71L32 73V75H30V77H29V78L34 77L32 82H26V81L22 80L21 78H23V77H25L24 79H26V76H24V74L22 72L20 73V75H17L19 72H17L16 70L20 71V68L16 67L17 65L15 64L16 63L15 58H17L18 59L17 61L19 62L20 59L23 60L24 58L25 59L27 58V59L31 60V59H35V57H43ZM54 56L56 57V59L54 58ZM80 57H82V58H80ZM95 57H97V59ZM106 57H108V59H106ZM238 59H239V57L235 59L234 66H233V68L231 67V69H228V66H226V68H225V66H222L220 68L218 67L217 70H215L216 73H217V71L224 73V75L226 73V77L228 79H230V81L232 80L231 82H233V85H231L230 88H233V87L236 88V86L239 87L237 84L239 82H241L243 84L245 82V78L247 77V75L244 76L242 74V70H239L241 68L238 69L236 67V61ZM143 61H144V63H149V62L151 64L155 63L154 67L152 66L153 69L151 67L150 69L148 68V70H145L142 66ZM194 61H195V59H194ZM138 62L139 63L142 62L141 66H139L140 64ZM42 63H43V61H42ZM118 63H120V64L118 65ZM89 64H90V66H88ZM85 66L88 70L85 69ZM119 66H120V68H119ZM14 67H16V68H14ZM243 67H245V64H243ZM96 68H98V69H96ZM42 69L44 71V74H42V75L40 74L41 77H39V72H41L40 70H42ZM45 69H47V70H45ZM236 69L238 70V72L236 71ZM157 70H159V69H157ZM212 70H213V72H212ZM57 71H59V70H57ZM96 71H97V73L95 74ZM252 71H253V73H251V75H248V77L254 76V78L255 77L258 78L259 75L257 73V70L254 69ZM84 72L85 73L87 72V73L85 74ZM123 72H125V73H123ZM21 74L23 75V77ZM43 75H44V77H42ZM242 77H243V80L241 79ZM60 79H62L61 80L62 83L58 82ZM236 79H237V81H236ZM240 79L242 81H240ZM218 80H220V79H218ZM72 83H75L74 85H76L75 87H73L74 89L73 88L71 89L69 87V86H73ZM77 83L79 86H83L84 88H81V87L79 88ZM126 83H130L133 86L132 85L128 86V84H126ZM241 83H240V85H241ZM53 84L54 85L57 84V88L51 87V86H54ZM258 87H259V89L264 88V82L262 80H261L260 84L258 85ZM67 89H68L67 92H71V95L72 94L76 95V93L79 92L78 96L73 95L74 100L69 101L68 102L69 105H67V102H65V101H62V102L57 101V100H67V95L65 92ZM239 89H243V88L239 87ZM239 89L236 88V90H239ZM52 90H53V92H50V94H49L48 91H52ZM89 96L92 97V95H88V97ZM17 97H19L21 100L19 101V98H17ZM77 98H79V99H77ZM228 103H231L232 106L231 107L227 106ZM221 104H223V106ZM231 108H233L236 111L237 110L238 111H245L244 112V115H245L244 121H240V119H237L235 124H230L228 120H232L233 116H234V111ZM122 110H123L122 108L119 109V113H120V111L122 112ZM149 114H151V115H149ZM15 115H16V117H15ZM11 116H13L15 118H9ZM154 117H152V118H154ZM132 127L135 131V128H134L135 124H133ZM42 130L47 132L49 135L48 134H47V136L43 135ZM38 131H40V132L42 131L41 135L38 134ZM164 133H168V132L162 131V134H164ZM70 134L75 135V131L71 132ZM70 134H67V135H70ZM32 136L36 137L38 140L32 138ZM57 136H58V138H56ZM11 138H12V140H11ZM25 138L30 139V140L33 139L32 141H30V140L24 141L29 146H31V142L36 141L35 147L38 148L36 146V144L41 145L40 148L42 150V153H43V151L46 152L45 154L44 153L42 154L43 156L40 157V159L37 161V164L35 162L36 160H34V159L36 157L38 158L39 155H33L31 150L29 151V149H27L28 151H26L25 147H24V149H21V150L19 148V146L22 143H24L23 139H25ZM39 138H42V139H39ZM239 138L242 141L238 140ZM128 139H129V142H131V139L130 138H128ZM128 139H124L125 142H128ZM168 140L169 139L163 138V142L165 143V145L171 146L172 143ZM6 141H8V142L4 143ZM215 141H217V140H215ZM10 142H11V144H10ZM49 143L51 144L50 147L48 145ZM42 144H43V146H45V145H47V146L42 147ZM54 145H57V153L54 152L52 154L51 149ZM111 149L112 148L102 150V151H104L106 157H113L114 156V154L111 152ZM121 150H123V149H121ZM218 151L219 150H215L214 152H217V155H218ZM91 152H92L91 150H88L87 154L89 156L85 155L82 158V160L86 161V165L92 164ZM127 154L128 153H126L125 155H127ZM17 155H19V157H17ZM64 155H66V157ZM70 157H72V156H70ZM219 157L220 156H217V158H219ZM211 158H212V156H211ZM101 159H104V158H101ZM61 164H63V163H61ZM120 164H123V166H120ZM161 164H163V162H161ZM44 167H45V169H44ZM71 167L73 169V166H71ZM170 167H174V165H170ZM254 167L258 171L259 177H258ZM134 168L139 169L143 174H137L134 171ZM230 170H231V172H235L232 169H230ZM73 173H75V172H73ZM121 173L127 174L128 178L122 179ZM216 174L219 175L217 177H219L220 179L225 178L224 174L221 172V170H217ZM43 176H45V177H43ZM86 178H84V179H86ZM47 179L48 178H46V180ZM0 180H2V179L0 178ZM67 180H68L67 177H66V179L63 177L61 179V181L58 180V178L55 179V181H56V183H58V185H60V184L63 185L61 182L62 181L66 182ZM78 181L79 182L77 184V188L80 189V185H81L80 183L82 182V179H79V177H78ZM68 182L75 183L77 181L75 179L74 180L69 179ZM113 182H115V181H113ZM216 183H219V182L216 181ZM67 186H69V185H67ZM116 187H117V184H116ZM176 187H177L176 185H172L171 187H169L171 189V191H172V189L174 190V195H176V193H175ZM214 189H216V187ZM74 190H75V188L73 189V191H71V193L74 192ZM110 190L114 191V188L110 189ZM116 190H117V188H116ZM154 193H155V195H154ZM136 194H138V195H136ZM33 197H34V195H33ZM73 198H75V197H73ZM89 200L91 203H89ZM253 203H256V204L254 205ZM227 205H228V203H226V206ZM177 206H179L181 210L178 209L179 207H177ZM88 207H90V208H88ZM96 207H101V208L96 210ZM214 207H215V210L219 209L216 205L215 206L212 205L211 210ZM261 207H262V209L260 210ZM1 208L4 209L3 207H1ZM197 208H200V207L197 206ZM84 210H86L87 214L85 212L82 214V211H84ZM94 210L96 211V214H94ZM103 212H105V214H103ZM17 213L18 212L16 211V214ZM260 214H261V216H260ZM10 216L5 217V222L11 223V221L9 219ZM159 216L160 215L158 214L157 217H159ZM27 217L28 218L24 219L25 221H22L20 223V226L18 227L19 229L18 228L13 229L11 234H13L14 237L11 236V234H10V236H11L10 238L13 240L16 247H18L20 245V242H21V241L17 240V233H18L17 230H22L23 228L24 229L27 228V226L30 222L31 223L29 225H31V227H30L31 229H32V227H33V229L35 227L36 228L40 227L39 226L40 223H37L38 220H36V221H34V219L30 220L29 216H27ZM31 217H33V216H31ZM53 217H55V216H52V218L50 219V221H51L50 223H46L49 220L41 221V222L45 221V226L42 227V231L44 230V231H47L49 233L51 232V234H48V235H52V233H53L55 239L58 240L57 242L59 244H61L59 246V248L56 250L57 252L55 251L52 253L54 264H60L61 263L60 260L63 258V256H65L66 258H70L69 247L73 243V242L70 243V241L71 240L73 241L74 238H73V236L72 237L69 236V233L64 231V229H62L61 235H59V236L55 235L54 234L55 231L56 232L59 231V227H58L59 224L56 225V228L54 230V228H53ZM62 217H64V221H65L66 220L65 213H64V216H62ZM200 217L202 219L199 220V222H200L199 224H201V229H203V231H204L202 234H207L206 233L207 230L205 228L207 227V225H209V223H211V221H210L211 218L208 219V217L206 215H204V217H202V216H200ZM218 220H220V219H218ZM64 221L61 222V226H63V227L65 225ZM204 222H205V224H204ZM35 223H37V225H35ZM32 224H33V226H32ZM251 225H253V226H251ZM202 226H205V227L202 228ZM44 228H49V229L46 230ZM118 228H120V227L116 226L115 229H118ZM171 228H173V229L172 230L170 229V232H169L170 236H169V233L167 232L168 235L164 234L163 237H160V239H163L164 241H166L167 244L168 243L169 244L174 243V240H175L173 236H174V233L177 232L176 227L172 226ZM84 231H86L87 233H85ZM228 231L229 230H227V232H226L228 234L227 236L223 235L224 244H226V246H225L226 249L228 247H232L233 243L236 244L238 239H240V237H241V236H237L240 232L235 233L233 235V233L230 234V232L228 233ZM112 232L113 231H111V233ZM64 233L66 234L67 240L61 239L62 235ZM147 234H149V233L147 232ZM171 234H173V235H171ZM45 235H47V234H45ZM112 235H113V233H112ZM149 235H151V234H149ZM40 237L43 238V235ZM155 238L156 239H154V236L151 237V239L149 238L150 239L149 241H152V244L151 243L149 244L150 247H148V245L145 246V244L143 243V245L146 248L138 247V249H136V250L132 249L129 251H127V249H125V247L120 246V242L119 241L116 242L117 240L114 236L111 239V242H112L111 244H113L116 251L119 254L121 253L122 255L124 253H125V255L126 254L128 255L129 252H132V254L133 253L136 254V252L138 250H140V249L144 250L145 249L146 250V252H145L146 257L145 258L150 259V256L152 257L155 255H158L159 258L161 257L162 259H164L166 261L165 254L172 253V251L176 250L177 248H179L181 250H183V249L187 250V249H189L190 242H193V238H191V236H187L186 242L183 241V247L182 248H181L182 244H179V246L177 245L178 247L175 245H171V247L173 246V248H171L170 251H168L167 249H165V247L163 248V245L162 246L160 245L158 249L154 250V245H155L156 241L158 240L157 239L158 237H155ZM171 238H173L174 240L173 239L171 240ZM206 239H207V242H206ZM42 240L44 241V238ZM203 241H205V242H203ZM217 241H218V236L212 238L211 236L210 237L209 236L203 237L200 235V238L197 242L199 245H202L205 247L203 249L207 248L209 250V253L212 252L213 254L215 253V255H216L221 250V247H218V245L216 244ZM138 242L140 243V245H142L141 244L142 242H140L139 240H138ZM157 242H159V240ZM262 243H263V246H262L263 248L261 251V250L257 249V247ZM43 245H46V244H42V247H43ZM65 246H66V248H65ZM73 246H74V244H72V247ZM64 250H66V251H64ZM229 251H230V249H228V252ZM55 253L58 254L59 257H57V255ZM160 253H161V255H160ZM249 253L251 255H249ZM54 254H55V256H54ZM119 254H118V256H119ZM4 255L7 257L9 256L8 254L2 252L3 257H4ZM232 255H234V256H232ZM244 255H245V257H243ZM11 256H12V258L16 259L15 257H13L12 254L9 257H11ZM49 256L50 255L48 253L44 259L45 264H48L47 261H49L48 260ZM205 256L207 259V257H208L207 253H205ZM131 257H132V255H131ZM131 257H130V259H131ZM119 258L122 262V260L126 257L119 256ZM239 258L241 260H244V261H241ZM246 258H251V260L249 259L248 262H246V260H245ZM127 259H128V257H127ZM140 259L141 258H136L133 262H135L136 264H139ZM82 260L77 258L75 260L74 264H80V262H82ZM126 261L130 262L129 259ZM192 261L193 260H191V262L190 261L189 262L191 264L192 263L194 264V262H192ZM226 261H228V259H226V258L224 259V257H222V259H219V261H217V264H218V262L220 264H225V263H227ZM250 261H252V262H250ZM162 262H163V260H162ZM162 262H160V264ZM19 263H22V264H28L29 263L30 264V260L27 261L26 263H23L22 260H20ZM164 264H165V262H164Z\"/></svg>", "mask_w": 264, "mask_h": 264}, {"label": "crops", "instance_id": "crops-1", "mask_svg": "<svg viewBox=\"0 0 264 264\" xmlns=\"http://www.w3.org/2000/svg\"><path fill=\"white\" fill-rule=\"evenodd\" d=\"M43 131V130H42ZM47 132H45V131H43V135H46L47 136ZM49 135V134H48ZM32 138H34V139H37L36 137H33L32 136ZM49 138V137H48ZM11 140H12V138H11ZM27 140H30V139H27V138H25V139H23V142L24 141H27ZM33 139H31L30 141H32ZM38 140V139H37ZM8 141H6V142H4V143H7ZM35 142L36 141H34V142H31V146H29L26 142H24V143H22L20 146H19V148H20V150L21 149H24V147L26 148V151H28L27 149H29V151L31 150V152L33 153V155H39L38 156V158L36 157L34 160H36L35 162H36V164H37V161L40 159V157L41 156H43L42 154L44 153H46V152H44L43 151V153H42V150H41V148H40V146H38V148H36L35 147ZM10 144H11V142H10ZM49 145V147L51 146V144L49 143L48 144ZM73 145V146H72ZM71 146V148H70V152H71V155L74 157V159L76 158V157H79V158H82V157H84V150L88 147L87 145V140L85 139L84 140V145H82L81 143L80 144H72ZM75 145V146H74ZM45 146H47V145H45ZM45 146H43V144H42V147H45ZM85 146V147H84ZM12 148H16V144H15V142H14V140H12V144H11V146H10V150H9V153H7V154H5V155H0V178L2 179V182H7V181H9V180H11L10 179V175H9V172H8V166H4L3 164H2V161H3V159H6V161L8 162H10V157H9V155L10 154H12ZM51 149V148H50ZM23 151V150H22ZM25 151V152H26ZM66 154V153H65ZM65 157H66V155H64ZM67 156H69L68 154H67ZM5 157V158H4ZM17 157H19V155H17ZM70 157V156H69ZM69 157H68V159H69ZM16 161H18V160H16ZM16 161H13V162H11V164L12 163H16ZM19 163V162H18ZM45 163V162H44ZM51 163V164H50ZM65 163V162H64ZM75 163L76 162H73V163H71L70 162V164H71V166H73V165H75ZM47 166H46V169H45V167H44V169L45 170H51V168L54 166L55 167V169L54 170H58L59 169V171H62L60 168H64L65 167V165L64 164H62L61 165V163L59 164V165H55V164H53V162H51V161H49V162H47ZM78 164V163H77ZM13 165V164H12ZM16 165V164H15ZM38 165V170H40V167H39V164H37ZM80 165V164H79ZM50 166V167H49ZM67 169H68V171L69 172H77V173H75L76 175H74L73 176V178L76 180V181H78V174L82 171V168L81 167H73V169L71 168H69V167H66ZM67 169H66V171H67ZM38 170H36L35 172H33V170L31 169V176H30V179L28 180V181H25V183H21V184H16V183H14V182H12V184H13V186L14 187H17V190H16V192H17V194H18V196H19V194H20V196H19V198L22 196L21 194V190H23L24 189V192H26L27 193V195H25L26 197H28V198H30V197H32L31 196V192H32V195H34V197H35V194H34V192H33V190L30 192V194H29V186L34 182V181H36L40 176L38 175ZM34 177V178H33ZM66 178V177H65ZM68 180H69V178H68ZM54 181V180H53ZM79 182V181H78ZM27 183L29 184V185H27ZM69 183V186H65V184L64 185H61V186H63L62 188L64 189V190H62V191H64V193L66 194V197H68V198H70L71 200H75V201H77V197L76 198H73L74 197V194H77V193H79V192H77V191H74L73 192V194L72 193H70L71 191H73V186H71V184H70V182H68ZM116 184H117V187H118V183H116V182H111V185H112V187H111V189H113L114 187H116ZM90 185H91V183H90ZM38 186L39 187H41V185L40 184H38ZM60 187V186H59ZM58 187V188H59ZM81 187H82V185H81ZM89 187H92V186H89ZM104 185L103 184H101V183H99V182H97L96 183V185H94V189H99L100 188V190L102 191V190H104ZM31 188V187H30ZM61 189V188H60ZM19 190V191H18ZM76 190H78V189H76ZM0 193L2 194V195H5V198H7V197H9L10 199H12L13 201H15L16 199H13V197H14V192L13 191H9L7 188L6 189H4V188H2V190H0ZM54 195V194H53ZM53 195H50V196H47V199L45 200V201H47L46 203H41L42 205H39V206H41V207H46L47 206V204L50 206V205H52V204H54V205H56L57 203H55V202H60L59 201V199H61V200H63V196H62V194L60 193V194H56V195H54V198L52 197ZM68 195V196H67ZM73 195V196H72ZM77 196H78V194H77ZM49 197H50V199H49ZM23 199H24V197H23ZM43 199V198H42ZM53 199V200H52ZM17 201V200H16ZM15 201V203H12L13 205H16L17 204V202ZM53 201V202H52ZM50 202H52V204L50 203ZM72 202V201H71ZM82 203V202H81ZM89 203H91L90 202V200H89ZM115 203H116V212H118L119 210H120V208H118V205H119V201H115ZM73 204H75L76 206H77V203H73ZM21 205V204H20ZM92 206V205H91ZM160 207V206H159ZM88 208H90V207H88ZM87 208V209H88ZM94 208V207H93ZM2 210V208L0 207V218H1V220L2 221H4L5 220V217H7V216H10L9 217V219H10V221L12 222V221H14V222H12L13 224H14V226H13V228L14 229H17L19 226H20V223L22 222V221H25L24 219H26V218H28L27 216H24L25 214H26V212L27 211H24V209L22 210L23 212V214L22 213H17L16 214V211L15 210H13V211H8V209L3 213V210ZM57 211L58 212V210H57V208H55V209H53L51 212H53V211ZM113 210H114V208H113ZM140 211V210H139ZM25 212V213H24ZM86 213L87 214V212H86V210H84V211H82V214L83 213ZM96 211L94 210V214H96L95 213ZM63 214H64V212H62ZM62 213H60V212H58L57 214L58 215H56L55 217H53V228H54V230H55V228H56V225H58V227H59V231L58 232H56L55 231V235H60L61 234V232H62V229H64V231H66L67 233H69V236H73V238H74V240L73 241H75L74 242V246L72 247V240L70 241V243H72L71 245H70V247H69V254H70V258H66L65 256H63V258L60 260V264H74L75 263V260L77 259V258H79V259H83V256H82V248L83 247H85V245H86V243H89L90 244V242H91V240H92V238H90L89 236V238L85 241V240H83V238L81 237V238H79L78 237V234L76 233V229H75V226L73 225V223H71V221H69V220H65L64 221V219L62 220V218H60V216L61 215H63ZM2 214V215H1ZM20 214V215H19ZM103 214H105V212H103ZM123 215V214H122ZM122 215H120V219H123V218H125L126 216H122ZM2 216V217H1ZM89 216V215H88ZM110 217V216H109ZM15 220H14V219ZM29 218H30V220L31 219H34V221H36L37 220V218H39V216L37 215V216H35V217H31V216H29ZM95 218H96V221H98V218L95 216ZM110 218H112V217H110ZM119 219V220H120ZM64 221V223H65V225H64V227L63 226H61V222L62 221ZM46 221V220H45ZM45 221L44 222H41L40 224H39V226L40 227H44L45 226ZM39 222V221H38ZM37 222V223H38ZM3 223H5V222H3ZM29 223V222H28ZM31 223V222H30ZM29 223V224H30ZM37 223H35V225H37ZM28 224V226H29V228L31 227V225H29ZM204 224H205V222H204ZM200 226H201V224H199ZM203 225V224H202ZM32 226H33V224H32ZM81 227V226H80ZM205 226H202V228H204ZM77 228H79V226H77ZM82 228V227H81ZM19 229V228H18ZM44 229H49V228H44ZM39 230V229H38ZM85 233H87L86 231H84ZM32 233V232H31ZM41 235H43V234H50L49 232H47V231H42V233H40ZM52 235H53V233H52ZM3 236H5V234H3V233H0V239H1V237H2V239L4 238ZM11 236H13L14 237V235L13 234H11ZM10 236V237H11ZM53 237V236H52ZM47 242H48V240L45 238V237H43ZM43 238H41V237H39V238H37V239H40L39 241H40V243H42V244H45V243H47L45 240V242L44 241H42V239ZM4 241V240H3ZM2 241V242H3ZM56 241V240H55ZM58 241V240H57ZM1 242V243H2ZM42 244H41V246H42ZM8 245H9V243H8ZM47 245V244H46ZM76 245V246H75ZM39 247L37 248V251L36 250H31V252H33V251H36V252H34V253H32V255H30L28 258V261L29 260H31V259H35V258H37V259H39V260H43V259H45V257H46V252L47 251H49V249H45L44 250V247L45 246H43V247H41L40 246V244L38 245ZM78 246V247H77ZM55 247V246H54ZM49 248H51L50 247V245H49ZM65 248H66V246H65ZM4 249H7L6 247H4V248H2L1 247V244H0V264H22V263H19L18 262V260H12V261H10V262H7L8 261V259H7V261L6 260H4V259H2V252L1 251H3ZM32 249H35V248H32ZM42 249V250H41ZM41 252H40V251ZM80 250V251H79ZM180 250V251H179ZM186 250V249H185ZM185 250L183 249V250H181V249H179V248H177L176 250H174V251H172V253H168V254H165V259H168V258H171L175 253V255H177V252L178 253H180V252H185ZM39 251V252H38ZM64 251H66V250H64ZM79 251V252H78ZM145 252H146V250L144 249H140V250H138L137 252H136V254H132V252H129L128 253V255L126 254L125 255V253L122 255L123 257H126V258H124L123 260H122V264H136L135 262H133L136 258H141V257H146V254H145ZM216 252V251H215ZM43 253V254H42ZM98 253V252H97ZM97 253H95V254H93V255H97ZM42 254V255H41ZM56 254V253H55ZM55 254H54V256H55ZM215 254V253H214ZM35 255V256H34ZM57 255V257H59V255L58 254H56ZM92 255V256H93ZM131 255H132V257H131ZM61 256V257H62ZM119 256H121V255H119ZM228 256H230V253L228 254V255H226V256H224V258H226L227 259V257ZM4 257H7V256H5L4 255ZM74 257V258H73ZM91 257V256H90ZM127 257H128V259H129V261L130 262H127L126 260H128L127 259ZM130 257H131V259H130ZM8 258V257H7ZM55 258V257H54ZM219 259H222L221 257H217L216 259H215V261L216 260H218L219 261ZM229 260V259H228ZM6 261V262H5ZM4 262V263H3ZM48 262V264H50L49 263V261H47ZM54 262V261H53ZM68 262V263H67ZM83 263V260H82V262H80V264H82ZM29 264V263H28ZM33 264H38V261H35V262H33ZM54 264V263H53ZM195 264H197V263H195ZM213 264H217V261H216V263H213Z\"/></svg>", "mask_w": 264, "mask_h": 264}, {"label": "water", "instance_id": "water-1", "mask_svg": "<svg viewBox=\"0 0 264 264\" xmlns=\"http://www.w3.org/2000/svg\"><path fill=\"white\" fill-rule=\"evenodd\" d=\"M28 170V163L27 161H21L17 163L15 166L10 168L11 175L16 178H24ZM256 230V229H255ZM7 245V241L4 240L1 243V247L4 248ZM245 248H243V251L240 250V252L236 251V254L241 255L244 252ZM235 253V252H234ZM233 256V255H232ZM92 264H112L111 262L105 263V262H99L96 258H93Z\"/></svg>", "mask_w": 264, "mask_h": 264}, {"label": "clouds", "instance_id": "clouds-1", "mask_svg": "<svg viewBox=\"0 0 264 264\" xmlns=\"http://www.w3.org/2000/svg\"><path fill=\"white\" fill-rule=\"evenodd\" d=\"M139 264H157V262L149 258L141 257Z\"/></svg>", "mask_w": 264, "mask_h": 264}]
</instances>
